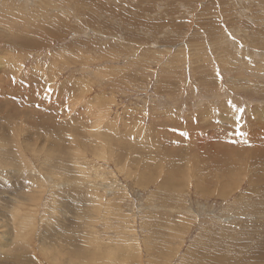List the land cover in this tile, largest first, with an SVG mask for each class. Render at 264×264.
<instances>
[{"label": "rangeland", "instance_id": "obj_1", "mask_svg": "<svg viewBox=\"0 0 264 264\" xmlns=\"http://www.w3.org/2000/svg\"><path fill=\"white\" fill-rule=\"evenodd\" d=\"M1 156L0 264H264V0H0Z\"/></svg>", "mask_w": 264, "mask_h": 264}, {"label": "bare ground", "instance_id": "obj_2", "mask_svg": "<svg viewBox=\"0 0 264 264\" xmlns=\"http://www.w3.org/2000/svg\"><path fill=\"white\" fill-rule=\"evenodd\" d=\"M70 120V119H69ZM7 154V153H6ZM22 154V153H21ZM102 155H103V151H102ZM5 158V157H4ZM25 158V157H24ZM23 158V159H24ZM8 162V160H7V158L6 159H3L2 158V156H1V158H0V168H2V166H7L6 164H5V162ZM11 161V160H10ZM14 163V162H13ZM30 163V162H29ZM51 164H53L54 166H52ZM11 165V164H10ZM49 165H51V169H53V168H55V162L53 163L52 161L50 162V164ZM12 166V165H11ZM15 167V166H14ZM14 167H12V168H14ZM30 168V167H29ZM16 169H18V167L16 168ZM78 169V168H77ZM81 169V168H80ZM15 170V169H14ZM13 170V171H14ZM55 170V169H54ZM57 170H59V167H57ZM18 172H19V170H17ZM1 172V171H0ZM5 172H7V171H5ZM15 172V171H14ZM8 173H9V171H8ZM56 173V172H55ZM3 174H4V172H3ZM12 174V173H11ZM81 174V173H80ZM57 175H58V173H57ZM2 176V175H1ZM24 177V176H23ZM5 178V177H4ZM1 179V178H0ZM6 179V178H5ZM10 179V178H9ZM12 179V178H11ZM7 180V179H6ZM1 181H2V179H1ZM96 184V183H95ZM15 186V185H14ZM13 186V187H14ZM17 187V186H16ZM14 189H16V188H14ZM97 201V200H96ZM68 204V203H67ZM97 205V204H96ZM70 206V205H69ZM107 206V205H106ZM68 207V206H67ZM89 207V206H88ZM89 209V208H88ZM113 209V208H112ZM111 209V210H112ZM114 210V209H113ZM4 216V215H3ZM2 216V217H3ZM2 217H1V219H2ZM10 218V217H9ZM7 219H8V217H7ZM12 219V218H11ZM3 220V219H2ZM9 220V219H8ZM119 220V219H118ZM11 221H13V220H11ZM33 221V220H32ZM17 222H18V220H17ZM50 222V221H49ZM111 222V221H110ZM18 224V223H17ZM12 225V224H11ZM31 225V223L30 222H28L26 219H21V221H20V224H19V226H20V229L21 230H25L27 227H29ZM47 225V227H46V231H47V233L45 234V238L43 239V241L44 242H47L48 240H50L52 237H51V232L50 231H52V225L50 224V223H48V224H46ZM10 226V225H9ZM18 226V227H19ZM32 226V225H31ZM5 227V226H4ZM11 227V226H10ZM12 228V227H11ZM10 228V229H11ZM35 228H36V226H35ZM37 230V229H36ZM127 231V230H126ZM36 235V234H35ZM130 235H131V233H130ZM53 239V238H52ZM51 239V240H52ZM76 242V241H75ZM123 245H124V243H123ZM133 246H135L134 244H133ZM197 246V245H196ZM137 247V246H136ZM84 248H85V245L83 246V245H78V252L77 253H79V252H82V251H84ZM140 248V247H139ZM150 248V247H149ZM136 249V248H135ZM130 250V243H128V247H126L125 245H124V251H126V252H128ZM138 251V250H137ZM141 251H143V249L141 250ZM145 252V251H144ZM153 252V251H152ZM89 253V252H88ZM88 253H87V255H88ZM140 253V252H139ZM148 253V252H147ZM154 253V252H153ZM96 255H97V253H95ZM132 254H134V251H132ZM141 254H143L142 252L140 253V255ZM135 255H137V254H135ZM150 255H152V254H150ZM132 256V255H131ZM138 256V255H137ZM149 256V255H148ZM187 256V255H186ZM150 257V256H149ZM154 257V255L152 256V258ZM185 257V256H184ZM109 258V257H108ZM151 258V259H152ZM100 258H98V256H96L93 260H95L96 262H97V260H99ZM103 259H105V258H103ZM130 259V258H129ZM168 264V263H167Z\"/></svg>", "mask_w": 264, "mask_h": 264}, {"label": "snow or ice", "instance_id": "obj_3", "mask_svg": "<svg viewBox=\"0 0 264 264\" xmlns=\"http://www.w3.org/2000/svg\"><path fill=\"white\" fill-rule=\"evenodd\" d=\"M231 102H229V104H230ZM239 111L242 113L243 112V109H239Z\"/></svg>", "mask_w": 264, "mask_h": 264}]
</instances>
